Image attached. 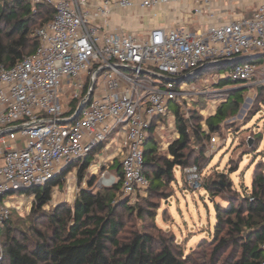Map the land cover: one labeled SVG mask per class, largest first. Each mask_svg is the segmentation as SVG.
<instances>
[{
  "label": "built area",
  "instance_id": "built-area-1",
  "mask_svg": "<svg viewBox=\"0 0 264 264\" xmlns=\"http://www.w3.org/2000/svg\"><path fill=\"white\" fill-rule=\"evenodd\" d=\"M0 2L54 8L53 18L35 30L36 50L12 67L0 68V233L18 200H7V195L42 187L69 167L66 175L77 172L88 158V170L100 188L120 182L123 198L144 195L149 181L143 150L149 131L161 130L170 105L193 94L194 85L178 77L264 50V0ZM223 2L225 10L217 9ZM244 4L254 5L251 14H234ZM167 8L181 13L183 24L191 15L206 17L205 28H112L118 11L125 12L124 19L154 25ZM134 10L137 14H131ZM227 71L239 84L250 81L258 68L248 60ZM82 103L76 119L62 123ZM118 156L119 174L111 173ZM181 172L191 190L200 189L196 166ZM260 248L264 264V238Z\"/></svg>",
  "mask_w": 264,
  "mask_h": 264
},
{
  "label": "trees",
  "instance_id": "trees-1",
  "mask_svg": "<svg viewBox=\"0 0 264 264\" xmlns=\"http://www.w3.org/2000/svg\"><path fill=\"white\" fill-rule=\"evenodd\" d=\"M53 15L54 8L47 5L32 9L23 3L0 2V68H10L32 54L39 43L35 30L48 23ZM233 64L229 60L212 62L178 79L193 84L202 74L212 70L226 72ZM229 84L235 86L238 82L222 77L218 79L217 87L221 89ZM231 91L232 94L218 106L215 114L207 118V132L201 131L196 110L185 118L180 106L174 103L171 107L177 137L167 146L166 156L157 154L154 128L149 131L143 150V173L149 181L145 193H156L174 182L176 169L181 172L184 168L196 166L199 170V162L204 159L203 151L192 158L188 151L191 135L202 141L221 130L228 114H235L242 102L244 90L232 88ZM76 103L72 101L71 105L75 107ZM259 103L264 107V99ZM224 126L230 129L229 124ZM88 168L89 158L78 169L77 180L80 184L85 180L88 186H92L94 176H88ZM70 169L44 186L28 191L34 194L36 217L46 222L49 232L32 227L28 234L17 236L11 230L10 219L5 222L2 228H5V233L2 234V229L0 233L3 264H218L233 247L237 248V254L231 264H260L263 259L260 243L264 238V176L258 170L253 173L249 193L242 197L232 190V183L225 179L224 174H217V178L207 179L202 185L213 197H222L225 206L214 203V243L202 263H198L188 256L176 255L166 239L145 230L121 238L124 226L118 210L130 212L133 208L128 206L130 198L122 197L120 182L95 191L82 187L72 206L61 203L48 214H43L40 210L50 202L52 189L63 184ZM119 170L117 165L112 171L119 174ZM229 171L232 173V168ZM231 191L234 195L230 194ZM138 215L143 216L141 212Z\"/></svg>",
  "mask_w": 264,
  "mask_h": 264
},
{
  "label": "rangeland",
  "instance_id": "rangeland-1",
  "mask_svg": "<svg viewBox=\"0 0 264 264\" xmlns=\"http://www.w3.org/2000/svg\"><path fill=\"white\" fill-rule=\"evenodd\" d=\"M261 54H264V50L249 53V55ZM254 62L258 71L250 81L235 86L229 84L220 89L217 87L216 77H227L228 71L212 70L202 74L193 82L194 86L190 89L192 95L176 103L185 118L190 116L192 110H196L201 131L207 132L205 125L207 118L214 115L218 106L232 94L231 89L244 90L237 112L228 114L217 134H211L208 139L202 141L191 135L188 151L192 158L203 151L204 159L199 162L200 189L191 190L182 172L176 169L174 182L156 193L149 192L140 195L143 198L130 199L128 206L133 208L130 212L118 210V216L124 226L120 234L121 238H126L135 231L145 230L154 236L166 239L176 255L188 256L191 260L202 263L215 239L214 203L225 206L222 197H213L203 189L204 182L207 179L217 178V174H224L225 179L232 183V190L242 197L250 191L255 170L260 171L264 176V107L259 103L264 99V56ZM172 105L175 104L170 105L169 113L163 117V128L155 133L159 156H166L167 145L177 137ZM226 124L230 125L229 130L224 126ZM212 138H215V142H212ZM111 142V139L105 141L107 144ZM0 148H2L1 144ZM94 154L96 155L97 151ZM119 159L118 156L114 160L112 170L118 165ZM230 168L233 170L232 173L229 171ZM111 169L109 171L114 173ZM90 175L94 176L92 186H88L85 180L80 184L76 171L66 175L63 184L52 189L50 202L40 211L48 214L61 203L72 206L82 187L91 188L93 191L100 189L92 169L88 170V176ZM233 191L230 192L231 195H234ZM29 196L31 193L28 191H21L5 197L11 201L18 199L9 220L11 230L17 236L28 234L32 227L41 232H49L46 222L36 217L37 213L33 211L34 199ZM140 212L143 214L141 217L138 215ZM2 232L5 233V228ZM236 254V247L229 249L220 258L218 264H226V262L231 264Z\"/></svg>",
  "mask_w": 264,
  "mask_h": 264
},
{
  "label": "crops",
  "instance_id": "crops-1",
  "mask_svg": "<svg viewBox=\"0 0 264 264\" xmlns=\"http://www.w3.org/2000/svg\"><path fill=\"white\" fill-rule=\"evenodd\" d=\"M226 4V2L220 3V7H217L219 10H225V7H223ZM219 6V3L217 2L216 6ZM223 7V8H222ZM253 6H245L243 5L242 8H238L235 10L236 15H249L251 14L253 10ZM125 12L123 11H118L116 15H114L112 19V28L118 29L120 26L124 27L125 29H129L132 31H137V32H143L145 30H149V28L153 27H161V28H178L179 26H182L183 22H181V13L177 12L175 9L172 8H167L166 14H162L158 20L154 23V25H147L146 22H134L132 18H127L124 19ZM131 14H137V11L134 10L131 12ZM191 19L188 22H185L183 26H185L187 29L190 31H196L199 29L205 28V25L207 23V18L206 17H197L191 15ZM227 16V12H225L224 17ZM136 26H135V25ZM177 24V25H176ZM180 28V27H179Z\"/></svg>",
  "mask_w": 264,
  "mask_h": 264
},
{
  "label": "water",
  "instance_id": "water-1",
  "mask_svg": "<svg viewBox=\"0 0 264 264\" xmlns=\"http://www.w3.org/2000/svg\"><path fill=\"white\" fill-rule=\"evenodd\" d=\"M262 56H264V54H261V55H245V56L239 57V58H237V59H235V60H229V61L232 62V63L237 64V63H241V62H244V61L257 59V58L262 57ZM119 68H121V69H126V66H121V67H119ZM90 96H91V92H90V94H89L88 97H90ZM83 106H84V103L80 104V105L77 107V110H76L75 114L73 115V117H72L71 119H69V120L62 121V123H70V122H72L73 120H75L76 117L78 116L79 112H80L81 109L83 108ZM34 188H38V186H35ZM28 189H29V188H28Z\"/></svg>",
  "mask_w": 264,
  "mask_h": 264
}]
</instances>
